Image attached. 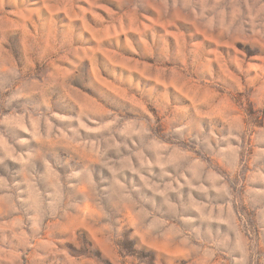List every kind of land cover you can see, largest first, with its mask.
<instances>
[{
  "label": "rangeland",
  "instance_id": "obj_1",
  "mask_svg": "<svg viewBox=\"0 0 264 264\" xmlns=\"http://www.w3.org/2000/svg\"><path fill=\"white\" fill-rule=\"evenodd\" d=\"M0 264H264V0H0Z\"/></svg>",
  "mask_w": 264,
  "mask_h": 264
}]
</instances>
